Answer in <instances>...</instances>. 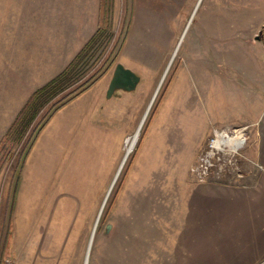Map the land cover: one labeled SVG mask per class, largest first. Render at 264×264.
I'll return each mask as SVG.
<instances>
[{
    "label": "rangeland",
    "instance_id": "obj_1",
    "mask_svg": "<svg viewBox=\"0 0 264 264\" xmlns=\"http://www.w3.org/2000/svg\"><path fill=\"white\" fill-rule=\"evenodd\" d=\"M73 1L61 0L62 11L69 10ZM87 1L90 4L92 0ZM94 1L100 2V30L106 29L92 55L75 70L73 83L63 87L64 91L40 110L18 142L3 146L25 104L10 127L0 133V264L22 263L21 246L18 255L12 254L17 230L19 236L29 230L34 240L30 264L43 262L55 253L56 246L58 260L64 255L66 264H85L95 229L92 253L107 224L125 218L123 204L153 203V165L146 173L142 160L143 145L152 126L166 120L167 127L182 132L184 149L169 158L174 166L189 168L205 147L212 126L250 118L264 106V0ZM41 2L49 5L53 0ZM77 3L81 4V0ZM119 61L142 79L148 76L151 80L153 92L143 103L141 114L139 109L135 113L131 108L125 122H116L115 129L95 128L93 160L88 144V153L79 151L77 160L71 162L58 161L62 157L58 154L57 159L28 162L20 191L24 167L19 176V161L49 105L91 76H103ZM157 91L135 145L113 184ZM6 101L10 100L0 99V106ZM7 117L0 114V131ZM249 144L244 156L252 160L253 168L264 170V164L247 154ZM247 161L241 162L244 173ZM256 197L264 203V178ZM68 204L76 208L66 209ZM256 221H250L245 228L246 251L249 264H264V220L261 226L253 224Z\"/></svg>",
    "mask_w": 264,
    "mask_h": 264
},
{
    "label": "crops",
    "instance_id": "obj_2",
    "mask_svg": "<svg viewBox=\"0 0 264 264\" xmlns=\"http://www.w3.org/2000/svg\"><path fill=\"white\" fill-rule=\"evenodd\" d=\"M99 11L100 2L94 0L90 4L74 0L67 11H62L61 0L49 5L39 0H0V99L10 100L0 106V114L8 116L0 133L10 127L33 92L60 74L91 39L99 28ZM115 67L51 116L26 158L20 191L28 162L52 160L56 154L62 156L58 161L71 162L79 151L88 153V144L93 160L95 128L115 129L131 108L141 114L153 92L150 78L141 79L134 92L118 91L108 98ZM263 119L260 106L250 118L212 126L208 135L216 126L251 124L252 143L246 152L264 164ZM165 121L152 126L142 150L146 173L153 165V203L123 204L125 218L110 222L96 252L90 249L87 254V264H249L245 228L250 221L261 226L264 220V203L256 197L264 170L247 161L242 177L200 182L190 170L197 157L189 168L170 163L169 157L182 152L185 144L182 132L167 127ZM28 231L19 236L17 230L15 243L13 239L12 254L18 255L22 248L21 264H30L35 247ZM58 247L38 264H66L64 255L59 254L58 260Z\"/></svg>",
    "mask_w": 264,
    "mask_h": 264
},
{
    "label": "trees",
    "instance_id": "obj_3",
    "mask_svg": "<svg viewBox=\"0 0 264 264\" xmlns=\"http://www.w3.org/2000/svg\"><path fill=\"white\" fill-rule=\"evenodd\" d=\"M108 13V11H107ZM104 16V14H103ZM100 20V24L103 23L104 18ZM101 25L91 37V39L85 44V46L81 49V51L76 55V57L71 61V63L56 77L51 79L45 85L38 88L33 94L30 96L28 101L25 103L24 107L19 112L16 120L14 121L13 125L10 127L7 135L4 138L3 146H12L11 144H15L19 141V139L23 136V132L29 126L31 122H33L40 112V110L46 105L51 102L58 94L64 91L63 87L69 86L73 83L71 81L72 76L76 73L75 70L79 67V65L91 54L93 47L96 43L100 40L103 31L100 30ZM102 31V32H101ZM101 75V73L97 74V76H91L90 78L86 79L76 87L68 90L63 95L59 96L58 100L50 104V108L48 109L47 113L43 118H41L36 126V136L39 132L43 129L45 124L51 118V116L63 105L67 102L78 96L80 93L88 89ZM34 138H32L31 145L27 148V150L23 153L22 158L19 161L18 165V175L20 176L22 169L24 167L26 158L29 154L30 148L34 143ZM3 148V147H2ZM19 180V177H18Z\"/></svg>",
    "mask_w": 264,
    "mask_h": 264
},
{
    "label": "built area",
    "instance_id": "obj_4",
    "mask_svg": "<svg viewBox=\"0 0 264 264\" xmlns=\"http://www.w3.org/2000/svg\"><path fill=\"white\" fill-rule=\"evenodd\" d=\"M250 140L249 124L214 127L205 147L190 168L192 174L200 182L212 178L242 177L243 159L252 163L243 153ZM260 167L263 168L262 165Z\"/></svg>",
    "mask_w": 264,
    "mask_h": 264
},
{
    "label": "water",
    "instance_id": "obj_5",
    "mask_svg": "<svg viewBox=\"0 0 264 264\" xmlns=\"http://www.w3.org/2000/svg\"><path fill=\"white\" fill-rule=\"evenodd\" d=\"M258 38H259V36H258ZM141 79L142 78H141L140 74H138L137 72H135L131 68L127 67L123 63L118 62L116 64L115 69H114L113 76H112V79L110 81V84H109V87H108V90H107V97L108 98L113 97L114 95H116V93L118 91L134 92L137 89L139 83L141 82ZM157 93H158V91L156 92V94L154 95V97L152 99V102L150 103L149 109H148V111H147V113L145 115V118H144V120L142 122V125H143V123H144V121H145V119H146V117H147V115H148V113L150 111V108H151V106H152V104L154 102V99H155ZM142 125L140 126V129H141ZM127 157H128V153L124 157V160H123V162H122V164L120 166V169H119V171H118V173H117V175L115 177V180H114L113 184L117 180V178H118V176H119V174L121 172V169H122ZM107 198H108V196L105 199L103 207H104V205L106 203ZM103 207H102V210H103ZM102 210H101V212H100V214L98 216L97 223L99 222V219L101 217ZM111 226H112V224L109 222L107 224V226H106L107 231H109L111 229ZM94 233H95V230H94ZM94 233L92 235L91 244H92ZM91 244H90V248L88 250V256H89V253H90Z\"/></svg>",
    "mask_w": 264,
    "mask_h": 264
},
{
    "label": "bare ground",
    "instance_id": "obj_6",
    "mask_svg": "<svg viewBox=\"0 0 264 264\" xmlns=\"http://www.w3.org/2000/svg\"><path fill=\"white\" fill-rule=\"evenodd\" d=\"M149 109V108H148ZM148 111V110H147ZM147 113V112H146ZM145 118V117H144ZM143 122V121H142ZM142 125V124H141ZM139 132H140V128L137 130V132H136V134H134L135 136L133 137V139L130 141V145H129V148H128V150H127V153H128V155H129V153L132 151V149H133V147H134V145H135V142H136V140H137V138H138V136H139ZM90 244H91V242H90ZM89 248H90V246H89ZM87 261H88V257H87V260H86V263L85 264H87Z\"/></svg>",
    "mask_w": 264,
    "mask_h": 264
}]
</instances>
